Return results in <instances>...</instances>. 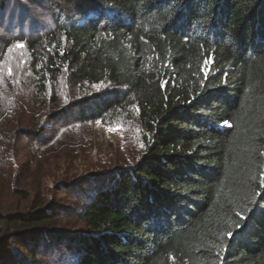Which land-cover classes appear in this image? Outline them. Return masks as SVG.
I'll return each mask as SVG.
<instances>
[{
  "label": "trees",
  "instance_id": "trees-1",
  "mask_svg": "<svg viewBox=\"0 0 264 264\" xmlns=\"http://www.w3.org/2000/svg\"><path fill=\"white\" fill-rule=\"evenodd\" d=\"M48 1L66 46L28 43L38 85L64 67L108 84L81 119L134 107L145 150L94 189L84 231L0 217V264L35 261L33 239L63 248L53 264H264V0Z\"/></svg>",
  "mask_w": 264,
  "mask_h": 264
},
{
  "label": "rangeland",
  "instance_id": "rangeland-1",
  "mask_svg": "<svg viewBox=\"0 0 264 264\" xmlns=\"http://www.w3.org/2000/svg\"><path fill=\"white\" fill-rule=\"evenodd\" d=\"M53 1L66 7L65 1L71 0ZM37 37L49 51L66 46L49 1L0 0V217L46 209L60 218L58 229L73 234L84 231L79 214L98 184L111 183L115 172L139 161L145 150L144 132L134 107L82 120L90 100L106 95L110 88L73 85L66 67L55 82L45 76L39 83L43 94H38L39 80L28 48ZM34 242L24 244L38 251L35 261L24 253L30 264H53L63 251L57 242ZM3 243L14 258L18 256L13 240Z\"/></svg>",
  "mask_w": 264,
  "mask_h": 264
},
{
  "label": "snow or ice",
  "instance_id": "snow-or-ice-1",
  "mask_svg": "<svg viewBox=\"0 0 264 264\" xmlns=\"http://www.w3.org/2000/svg\"><path fill=\"white\" fill-rule=\"evenodd\" d=\"M17 47H23V45H18ZM12 74V71H11V69H9V71H8V75H11ZM116 130H118V129H109V131H116ZM262 178H264V177H262ZM229 236H231V233H229Z\"/></svg>",
  "mask_w": 264,
  "mask_h": 264
}]
</instances>
